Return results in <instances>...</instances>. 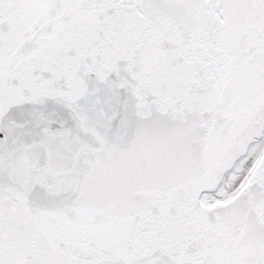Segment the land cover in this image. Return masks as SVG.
<instances>
[{
    "label": "snow or ice",
    "instance_id": "snow-or-ice-1",
    "mask_svg": "<svg viewBox=\"0 0 264 264\" xmlns=\"http://www.w3.org/2000/svg\"><path fill=\"white\" fill-rule=\"evenodd\" d=\"M0 264H264V0H0Z\"/></svg>",
    "mask_w": 264,
    "mask_h": 264
}]
</instances>
